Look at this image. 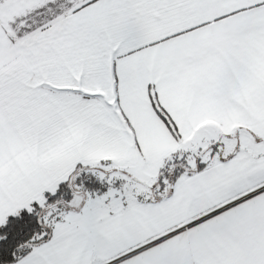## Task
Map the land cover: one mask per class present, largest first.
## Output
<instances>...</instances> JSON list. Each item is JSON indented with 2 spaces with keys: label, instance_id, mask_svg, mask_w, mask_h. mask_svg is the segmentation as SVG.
Listing matches in <instances>:
<instances>
[{
  "label": "snow or ice",
  "instance_id": "1",
  "mask_svg": "<svg viewBox=\"0 0 264 264\" xmlns=\"http://www.w3.org/2000/svg\"><path fill=\"white\" fill-rule=\"evenodd\" d=\"M0 264H264V0H0Z\"/></svg>",
  "mask_w": 264,
  "mask_h": 264
}]
</instances>
